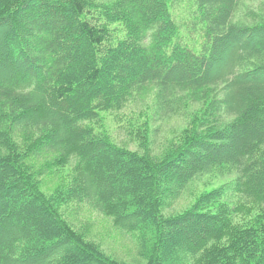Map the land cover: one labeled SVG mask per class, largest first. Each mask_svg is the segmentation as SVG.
I'll use <instances>...</instances> for the list:
<instances>
[{"label":"trees","instance_id":"trees-1","mask_svg":"<svg viewBox=\"0 0 264 264\" xmlns=\"http://www.w3.org/2000/svg\"><path fill=\"white\" fill-rule=\"evenodd\" d=\"M184 1L0 0V264H127L72 204L132 234L145 264H264V16L196 0V34ZM148 99L138 149L118 143L109 117ZM178 115L154 151V122Z\"/></svg>","mask_w":264,"mask_h":264},{"label":"rangeland","instance_id":"rangeland-1","mask_svg":"<svg viewBox=\"0 0 264 264\" xmlns=\"http://www.w3.org/2000/svg\"><path fill=\"white\" fill-rule=\"evenodd\" d=\"M195 3L196 0H185L183 4L176 9L175 15L179 22H187V26L190 27L188 30L198 34V31H194V29L197 28L193 24L197 10V5ZM251 12L264 16V0H247L244 2L241 11L236 15V18L241 21L251 22ZM153 105V99L152 101L148 99L145 103L132 105L131 109L127 110L126 113L122 115L121 123L118 125L114 122L112 117H109L106 125L115 140L120 144L130 147V149L137 150L138 146L131 141L128 135L129 122L132 121V118L134 119L133 121L138 119V114L142 112H146L147 117L152 114L154 115ZM143 120L144 118L139 120V122ZM186 122V116L181 115H178V117L171 116L165 122H154V127H157L158 130L156 135H154V133L152 135L154 151L157 152L162 149L168 139L178 135L183 127H185ZM206 182L207 181L198 182L193 192L195 191L194 193L198 194L205 190L206 186L204 183ZM219 183L220 182H216L215 184L217 185ZM194 193H188L182 196L178 202L171 208L166 209L165 212L171 215H178L186 212L192 207L197 198ZM65 211L69 222L77 229L88 230L92 238L103 244L111 257L119 259L121 262L127 264H145V260L140 257L138 243L134 236L132 234H126L121 229H115L110 218L100 214L86 204H72L66 208Z\"/></svg>","mask_w":264,"mask_h":264}]
</instances>
